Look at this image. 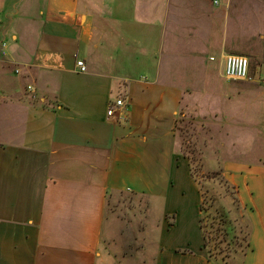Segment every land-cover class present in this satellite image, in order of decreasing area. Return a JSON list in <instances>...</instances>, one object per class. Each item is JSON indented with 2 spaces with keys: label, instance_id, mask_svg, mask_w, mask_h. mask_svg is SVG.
Here are the masks:
<instances>
[{
  "label": "crops",
  "instance_id": "0c3cea01",
  "mask_svg": "<svg viewBox=\"0 0 264 264\" xmlns=\"http://www.w3.org/2000/svg\"><path fill=\"white\" fill-rule=\"evenodd\" d=\"M214 1L0 0V264H104L117 234L107 206L121 193L142 196L146 213L159 208L153 264H224L203 248L199 191L196 206L187 197L195 182L176 131L185 87L159 81L176 62L205 61L213 16L238 5ZM239 1L264 16V0ZM216 27L219 56L237 51ZM137 31L149 33L125 38ZM137 63L152 65L153 84L123 66ZM116 98L124 104L108 116ZM256 169L243 184L225 174L250 224L240 264H264V164Z\"/></svg>",
  "mask_w": 264,
  "mask_h": 264
},
{
  "label": "rangeland",
  "instance_id": "374dc122",
  "mask_svg": "<svg viewBox=\"0 0 264 264\" xmlns=\"http://www.w3.org/2000/svg\"><path fill=\"white\" fill-rule=\"evenodd\" d=\"M215 1L214 4H218V0ZM234 2L238 5H233L226 17L223 14L213 16V45H206L208 51L205 53V61L176 62L174 65L180 64V68L175 69V76H164L165 79L159 81L185 87L178 112L183 115H178L176 131L180 153H193L195 158V176H191L195 184L189 186L187 196L190 206H196L198 184L201 183L207 188L208 195L214 198L215 205L229 211L238 232V228L244 226L247 220L245 211L242 218V211L232 202L236 196L233 190L219 176L212 177V174L221 171V174L224 172V175L243 184L245 175L254 176L256 167L264 164V83L227 81L223 74L220 75L224 67L221 55L219 56L221 38L219 40L216 37L219 33L216 26L225 24L224 35L227 36L228 46L235 47L237 51L234 53L248 58L251 76L258 79L264 74V16L261 13H250L248 5L239 0H233ZM146 33L149 32L137 31L130 36L125 33V38L142 41ZM129 49L144 52L139 53L141 57L155 56L147 46ZM121 54L117 52L116 56ZM208 55H213L215 60H208ZM137 64L140 65L137 71L129 64L123 66L133 71L130 72L132 77L153 84V75L145 70L151 69L152 65ZM116 71L120 72L121 69L117 67ZM201 71L209 73V76L203 77ZM260 180L264 184V176H260ZM107 212L116 217L117 234L103 250L104 264H153L159 226L153 218L159 213V208L146 213L145 199L142 196L121 193L109 201ZM146 214L149 215L147 220ZM238 233L243 235L245 229ZM240 259L241 253H238L234 260L239 264ZM218 260L221 261L220 258Z\"/></svg>",
  "mask_w": 264,
  "mask_h": 264
},
{
  "label": "trees",
  "instance_id": "16d2710c",
  "mask_svg": "<svg viewBox=\"0 0 264 264\" xmlns=\"http://www.w3.org/2000/svg\"><path fill=\"white\" fill-rule=\"evenodd\" d=\"M178 119L179 117L176 121V128ZM183 156L187 158L190 166V174L194 177L193 165L195 158H193V153L183 152ZM220 172L215 171L212 174L213 176H211H219L225 185L233 190L236 196L232 199V202L242 211L241 217L244 218L245 207L242 205L238 196V188L226 178L224 172H222L223 175ZM198 191L200 193L199 224L203 232V248L208 259L217 260L220 258L224 264H237L234 260L236 255L238 253H241V256L244 255L249 248L250 224L248 220L245 221L244 226L238 228V232H244L245 229V233L240 235L236 231L237 226L235 222L229 216V211L220 206H216L214 198L208 195L207 188L201 183L198 184Z\"/></svg>",
  "mask_w": 264,
  "mask_h": 264
},
{
  "label": "built area",
  "instance_id": "2783aa9c",
  "mask_svg": "<svg viewBox=\"0 0 264 264\" xmlns=\"http://www.w3.org/2000/svg\"><path fill=\"white\" fill-rule=\"evenodd\" d=\"M216 2V1H215ZM223 61V77L227 81H258L260 83H264V74H262L258 79H253L249 69V60L246 56L241 54L234 53H226L220 56ZM209 59L211 61L215 60L214 56H210ZM76 67L81 72H85L87 70V66L83 60H76ZM18 71V70H16ZM30 86H28V89ZM124 101L122 98H116V100L111 103L107 109V115L112 116L115 114L117 108L123 106Z\"/></svg>",
  "mask_w": 264,
  "mask_h": 264
}]
</instances>
